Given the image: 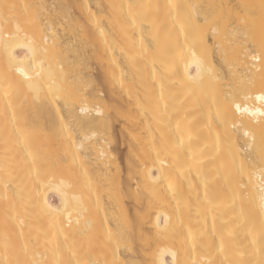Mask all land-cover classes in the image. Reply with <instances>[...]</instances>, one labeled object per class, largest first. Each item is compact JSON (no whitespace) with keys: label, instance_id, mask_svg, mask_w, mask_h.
I'll return each mask as SVG.
<instances>
[{"label":"bare ground","instance_id":"obj_1","mask_svg":"<svg viewBox=\"0 0 264 264\" xmlns=\"http://www.w3.org/2000/svg\"><path fill=\"white\" fill-rule=\"evenodd\" d=\"M0 264H264V0H0Z\"/></svg>","mask_w":264,"mask_h":264},{"label":"rangeland","instance_id":"obj_2","mask_svg":"<svg viewBox=\"0 0 264 264\" xmlns=\"http://www.w3.org/2000/svg\"><path fill=\"white\" fill-rule=\"evenodd\" d=\"M124 146H125V147H124ZM126 147H127L126 143H125V145H124V144H121L120 147H119V152H120L119 154H121V155H120L121 157H119V158H120L121 161H122V159H123V153H124V152L126 151V149H127ZM123 151H124V152H123ZM118 156H119V155H118ZM52 200H53L54 202H56L57 199H56L55 197H53Z\"/></svg>","mask_w":264,"mask_h":264}]
</instances>
